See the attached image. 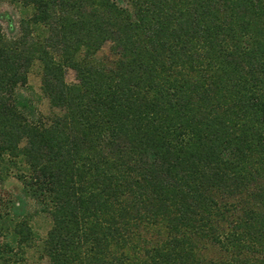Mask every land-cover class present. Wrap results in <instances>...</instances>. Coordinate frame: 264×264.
<instances>
[{"label":"trees","instance_id":"1","mask_svg":"<svg viewBox=\"0 0 264 264\" xmlns=\"http://www.w3.org/2000/svg\"><path fill=\"white\" fill-rule=\"evenodd\" d=\"M4 1L31 13L0 10V168L22 157L50 263L264 264V0Z\"/></svg>","mask_w":264,"mask_h":264},{"label":"rangeland","instance_id":"2","mask_svg":"<svg viewBox=\"0 0 264 264\" xmlns=\"http://www.w3.org/2000/svg\"><path fill=\"white\" fill-rule=\"evenodd\" d=\"M0 10L16 17L29 16L30 8H21L9 2H2ZM3 26L6 22L2 21ZM110 44L105 43L96 56L109 54ZM65 79L68 83L75 82L74 71L66 69ZM42 65L39 60H34L27 72V85L22 87V92L29 97L36 109L44 116L51 117L59 114L60 110L50 106L48 98L41 90ZM26 170L22 157L15 158V164L8 163L0 168V245L2 255L0 264H51L45 249L47 232L52 226V218L46 205L30 197L24 190L19 174ZM20 199L25 200V212L16 216L13 205ZM19 220H24L31 229V235L20 244L16 242L18 236L14 233L15 225ZM203 254L216 258L219 251L215 246H208Z\"/></svg>","mask_w":264,"mask_h":264}]
</instances>
